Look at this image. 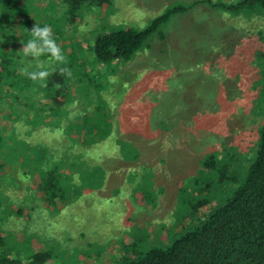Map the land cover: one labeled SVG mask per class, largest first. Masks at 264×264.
Returning <instances> with one entry per match:
<instances>
[{"label":"rangeland","instance_id":"374dc122","mask_svg":"<svg viewBox=\"0 0 264 264\" xmlns=\"http://www.w3.org/2000/svg\"><path fill=\"white\" fill-rule=\"evenodd\" d=\"M39 1H22L34 18L22 27L31 33L39 19L46 20L56 44H65L67 52L84 47V37L103 25L142 28L170 3L193 0H114L108 8L83 6L84 16L72 25L61 15V5ZM165 32L164 40L154 38L129 61L98 63L78 51L85 58L70 64L68 97L64 95L66 102L52 123L79 127L89 115L101 124L108 121L112 131L100 143L87 145V151L74 148L92 152L95 159L86 156L92 168L82 178L62 174L66 188L61 204L46 206L40 196L29 195L36 172L25 176L7 149L22 138L31 147L42 142L47 152L64 158L69 142L62 130L45 126L25 134L21 123L20 133L11 139L0 131V227L20 260L45 250L50 257L44 264H114L122 254L166 245L193 229L206 216L203 207H195L198 200L206 199L211 211L244 180L264 120L258 109L263 104H252L259 90L254 81L260 77L252 61L254 54L264 53V18L230 16L201 4L174 18ZM22 57L25 66L37 63L31 56ZM39 60L48 72L61 65L46 54ZM84 71L90 78L82 77ZM94 82L103 87L92 88ZM44 102L55 106L50 98ZM96 103L108 108V114L95 112ZM77 137L86 143V134ZM115 140H125L136 160L124 161ZM220 150L227 157L213 171L204 170L205 154ZM17 207L22 214L14 211Z\"/></svg>","mask_w":264,"mask_h":264},{"label":"trees","instance_id":"16d2710c","mask_svg":"<svg viewBox=\"0 0 264 264\" xmlns=\"http://www.w3.org/2000/svg\"><path fill=\"white\" fill-rule=\"evenodd\" d=\"M22 1L0 0V131L4 132L3 136L7 139H11L13 134L20 133L18 126L21 123L25 125V134H31L34 129L45 126L62 130L64 140L69 142L64 158L47 152L48 147L45 149L42 142L36 143L37 147H31L29 142L22 138L16 140L18 148L15 145L7 149L12 151L14 163L23 169L25 176L32 175L31 170L36 172L38 178L33 183L29 195L40 196L47 205L57 201L61 204L63 201L66 185L62 174L72 177L85 174L92 168L86 156L95 159L93 153L87 152L86 155L84 151H74V148L83 146L87 151V145L91 147L100 143L108 138L112 131L108 121L105 120V124H101L100 118L94 120L89 115L85 120L78 122L79 127L62 128V125L55 126V123H52L66 102L64 95L68 97L67 75H61L60 69H70V64L77 63L76 60L80 58L84 59L85 57H78V51L83 56L91 55L98 63L129 61L138 51L148 47L154 38L164 40L165 28L174 18L184 16L201 4L230 16L255 14L264 18V0H193L170 3L142 28L130 25L109 28L100 25L98 30L84 37L82 49L75 48L66 52L63 49L65 44H62L59 47L65 57V63L54 67L46 81L33 82L26 75L20 74V69L26 65L23 64L20 50L24 43L32 39L31 33L24 30L22 23L34 19L30 10L22 6ZM113 1L54 0L53 7L61 5V15H66V24L72 25L77 24L84 16L83 6L108 8ZM37 4L41 2L37 0ZM36 23L43 27L46 20L39 19ZM252 62L260 74L259 78L253 79L259 90L252 104L255 106L262 103L263 106L258 109L264 115V53L254 54ZM77 68L82 69L81 66ZM81 75L84 79L90 78L86 71L81 72ZM101 87L99 83L92 84V88L99 90ZM40 91L43 92V97H38ZM47 98L54 101L55 106L44 102ZM101 110L104 111L101 114H108V108L96 103L94 111ZM78 133L86 134V143L81 144ZM257 135L255 154L249 162L244 180L233 187L222 205L207 212V200H198L195 207H203L206 216L193 229L183 232L166 245L154 246L143 252L122 254L114 264H264V120ZM114 143L118 152V144L120 145L122 153L119 152V155H123L124 161L136 160L138 156L131 155L125 140H115ZM29 150L33 152L29 154ZM225 157L227 153L221 150L208 152L202 159L203 169L213 171L216 169V163ZM99 161L103 162L102 158ZM67 168L71 170L68 171ZM18 209L14 211L22 214L23 211ZM3 233L0 227V264H44L49 259L50 252L44 250L35 252L26 262L20 260L10 251Z\"/></svg>","mask_w":264,"mask_h":264},{"label":"clouds","instance_id":"9594fccd","mask_svg":"<svg viewBox=\"0 0 264 264\" xmlns=\"http://www.w3.org/2000/svg\"><path fill=\"white\" fill-rule=\"evenodd\" d=\"M30 32L32 39L23 44L20 52L24 57L31 56L37 63L34 66L29 64L21 68L20 74L26 75L33 82H44L50 73L45 69V64L39 60V57L48 54L51 60L59 63H64L65 57L53 39L51 28L48 25L41 27L38 23H35ZM30 68H34V70H29ZM60 74L70 76L71 72L65 67L60 69Z\"/></svg>","mask_w":264,"mask_h":264},{"label":"crops","instance_id":"0c3cea01","mask_svg":"<svg viewBox=\"0 0 264 264\" xmlns=\"http://www.w3.org/2000/svg\"><path fill=\"white\" fill-rule=\"evenodd\" d=\"M34 198V197H33ZM46 206H48V205H46ZM38 207V206H37ZM37 207H35V209H37ZM44 207V206H43ZM19 207H17V209H18ZM17 209H14V210H16L17 211ZM32 209H34V208H32V207H30V210H32ZM15 211V212H16ZM18 211H19V209H18ZM17 213V212H16ZM18 214H20V213H18ZM16 217H19V215H17Z\"/></svg>","mask_w":264,"mask_h":264}]
</instances>
